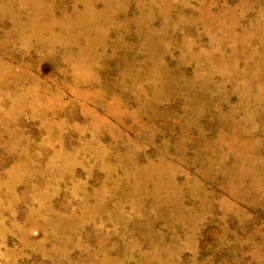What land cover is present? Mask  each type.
I'll return each mask as SVG.
<instances>
[{"label": "rangeland", "instance_id": "rangeland-1", "mask_svg": "<svg viewBox=\"0 0 264 264\" xmlns=\"http://www.w3.org/2000/svg\"><path fill=\"white\" fill-rule=\"evenodd\" d=\"M0 264H264V0H0Z\"/></svg>", "mask_w": 264, "mask_h": 264}]
</instances>
